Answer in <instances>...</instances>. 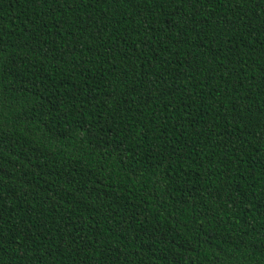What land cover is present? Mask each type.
I'll list each match as a JSON object with an SVG mask.
<instances>
[{"label":"trees","instance_id":"trees-1","mask_svg":"<svg viewBox=\"0 0 264 264\" xmlns=\"http://www.w3.org/2000/svg\"><path fill=\"white\" fill-rule=\"evenodd\" d=\"M0 264H264V0H0Z\"/></svg>","mask_w":264,"mask_h":264}]
</instances>
